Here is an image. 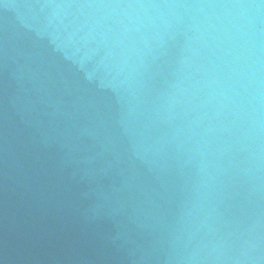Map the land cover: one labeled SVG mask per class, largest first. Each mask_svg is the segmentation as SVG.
<instances>
[{
    "label": "water",
    "instance_id": "obj_1",
    "mask_svg": "<svg viewBox=\"0 0 264 264\" xmlns=\"http://www.w3.org/2000/svg\"><path fill=\"white\" fill-rule=\"evenodd\" d=\"M0 264H264V0H0Z\"/></svg>",
    "mask_w": 264,
    "mask_h": 264
}]
</instances>
